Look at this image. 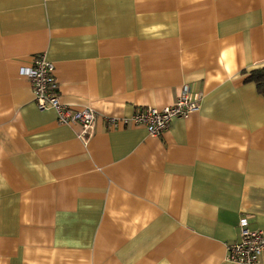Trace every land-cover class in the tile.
Returning <instances> with one entry per match:
<instances>
[{
  "label": "crops",
  "instance_id": "1",
  "mask_svg": "<svg viewBox=\"0 0 264 264\" xmlns=\"http://www.w3.org/2000/svg\"><path fill=\"white\" fill-rule=\"evenodd\" d=\"M39 54L92 136L37 107ZM263 66L264 0H0V264H236L240 219L264 230ZM185 86L161 136L106 122Z\"/></svg>",
  "mask_w": 264,
  "mask_h": 264
},
{
  "label": "built area",
  "instance_id": "2",
  "mask_svg": "<svg viewBox=\"0 0 264 264\" xmlns=\"http://www.w3.org/2000/svg\"><path fill=\"white\" fill-rule=\"evenodd\" d=\"M54 64L45 54L36 55L30 66L23 67L21 73L32 82L34 100L41 110L54 109L61 124H79L82 136L90 137L95 130L96 112L90 107L74 108L61 100ZM191 90L185 86L177 100L163 108L139 107L129 117L106 118L111 127L128 125L144 126L153 136L166 132L173 119L187 117L199 110V102L192 100ZM248 217L239 223L240 240L228 246V259L236 264H260L264 252V230H252Z\"/></svg>",
  "mask_w": 264,
  "mask_h": 264
},
{
  "label": "trees",
  "instance_id": "3",
  "mask_svg": "<svg viewBox=\"0 0 264 264\" xmlns=\"http://www.w3.org/2000/svg\"><path fill=\"white\" fill-rule=\"evenodd\" d=\"M247 81L254 82L258 92L264 96V66L252 70Z\"/></svg>",
  "mask_w": 264,
  "mask_h": 264
}]
</instances>
